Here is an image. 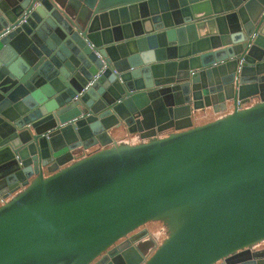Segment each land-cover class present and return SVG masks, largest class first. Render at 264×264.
Masks as SVG:
<instances>
[{
	"label": "water",
	"instance_id": "water-1",
	"mask_svg": "<svg viewBox=\"0 0 264 264\" xmlns=\"http://www.w3.org/2000/svg\"><path fill=\"white\" fill-rule=\"evenodd\" d=\"M262 242L264 0H0V264H264Z\"/></svg>",
	"mask_w": 264,
	"mask_h": 264
},
{
	"label": "flooded vegetation",
	"instance_id": "flooded-vegetation-1",
	"mask_svg": "<svg viewBox=\"0 0 264 264\" xmlns=\"http://www.w3.org/2000/svg\"><path fill=\"white\" fill-rule=\"evenodd\" d=\"M150 223H152V225H153L152 228H153V229H156V230L158 231V232L156 233V235H158L159 240H161L162 237H164V236L167 235V233H168V228H167L166 224H165L163 221H160V220L149 221V222L146 223L144 226L140 227V229L143 228V227H146V228L150 231V229H151V228L149 227ZM154 224H155V225H154ZM131 234H132V233H131ZM131 234H129V235L125 236V237H122L118 242H120V241H122V240H126V239H128V237H129ZM261 244L264 245V242H262ZM124 245L127 246V243H125ZM124 245H123V246H124Z\"/></svg>",
	"mask_w": 264,
	"mask_h": 264
},
{
	"label": "crops",
	"instance_id": "crops-1",
	"mask_svg": "<svg viewBox=\"0 0 264 264\" xmlns=\"http://www.w3.org/2000/svg\"><path fill=\"white\" fill-rule=\"evenodd\" d=\"M228 112H230V107H229L228 110L223 111V112H221L220 114H214V113L210 112V113H208V114L202 116L200 119H198V120L196 121V124H201V123H204V122H206V121H209V120L215 119L216 117L220 116L221 114H225V113H228ZM132 142H134V141H132ZM124 143H125L124 140H120V141H118V144H124Z\"/></svg>",
	"mask_w": 264,
	"mask_h": 264
},
{
	"label": "rangeland",
	"instance_id": "rangeland-1",
	"mask_svg": "<svg viewBox=\"0 0 264 264\" xmlns=\"http://www.w3.org/2000/svg\"><path fill=\"white\" fill-rule=\"evenodd\" d=\"M154 225H155V224H154ZM149 227L151 228V229H150V232H153V231L156 230V229H153V228H152V227H153L152 223H150ZM156 236H157V235H156Z\"/></svg>",
	"mask_w": 264,
	"mask_h": 264
},
{
	"label": "built area",
	"instance_id": "built-area-1",
	"mask_svg": "<svg viewBox=\"0 0 264 264\" xmlns=\"http://www.w3.org/2000/svg\"><path fill=\"white\" fill-rule=\"evenodd\" d=\"M98 75V74H97ZM97 75H95L93 78L95 79L97 77Z\"/></svg>",
	"mask_w": 264,
	"mask_h": 264
},
{
	"label": "trees",
	"instance_id": "trees-1",
	"mask_svg": "<svg viewBox=\"0 0 264 264\" xmlns=\"http://www.w3.org/2000/svg\"><path fill=\"white\" fill-rule=\"evenodd\" d=\"M164 237H165V236H164ZM164 237H162V239H163Z\"/></svg>",
	"mask_w": 264,
	"mask_h": 264
}]
</instances>
